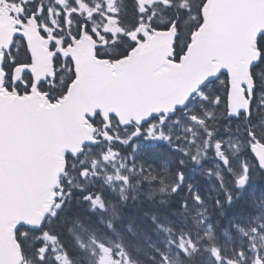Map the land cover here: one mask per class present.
Segmentation results:
<instances>
[{
    "label": "snow or ice",
    "instance_id": "1",
    "mask_svg": "<svg viewBox=\"0 0 264 264\" xmlns=\"http://www.w3.org/2000/svg\"><path fill=\"white\" fill-rule=\"evenodd\" d=\"M0 264H264V0H0Z\"/></svg>",
    "mask_w": 264,
    "mask_h": 264
},
{
    "label": "water",
    "instance_id": "2",
    "mask_svg": "<svg viewBox=\"0 0 264 264\" xmlns=\"http://www.w3.org/2000/svg\"><path fill=\"white\" fill-rule=\"evenodd\" d=\"M252 15H259V13L257 12H253L251 13ZM59 132L61 135H64L65 134V129L61 126L60 129H59ZM33 192V187L30 183H26L22 189H21V199H28L30 198L31 194Z\"/></svg>",
    "mask_w": 264,
    "mask_h": 264
},
{
    "label": "trees",
    "instance_id": "3",
    "mask_svg": "<svg viewBox=\"0 0 264 264\" xmlns=\"http://www.w3.org/2000/svg\"><path fill=\"white\" fill-rule=\"evenodd\" d=\"M142 255V258H143V254H141Z\"/></svg>",
    "mask_w": 264,
    "mask_h": 264
}]
</instances>
